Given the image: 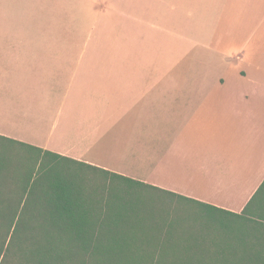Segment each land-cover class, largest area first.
<instances>
[{"label": "crops", "instance_id": "crops-1", "mask_svg": "<svg viewBox=\"0 0 264 264\" xmlns=\"http://www.w3.org/2000/svg\"><path fill=\"white\" fill-rule=\"evenodd\" d=\"M199 12L0 0V137L240 214L264 183V0L221 1L207 58Z\"/></svg>", "mask_w": 264, "mask_h": 264}, {"label": "trees", "instance_id": "trees-1", "mask_svg": "<svg viewBox=\"0 0 264 264\" xmlns=\"http://www.w3.org/2000/svg\"><path fill=\"white\" fill-rule=\"evenodd\" d=\"M179 202L235 230L181 231ZM0 264H264V183L235 214L0 137Z\"/></svg>", "mask_w": 264, "mask_h": 264}, {"label": "rangeland", "instance_id": "rangeland-1", "mask_svg": "<svg viewBox=\"0 0 264 264\" xmlns=\"http://www.w3.org/2000/svg\"><path fill=\"white\" fill-rule=\"evenodd\" d=\"M199 0L200 4V10L203 9L204 12H199L198 22L196 23L197 27V37L199 38L198 45L192 48V53H195L196 56L199 55L200 57H206L207 58V50L204 49L203 46L204 42L201 40H204L210 36L211 31L214 30L215 24L220 19V23L222 22V12H221V1L222 0ZM229 18L232 16V13L226 14ZM221 31V28L219 27V32ZM204 55V56H203ZM196 59V61H201V58ZM188 58L194 59L195 57L188 56ZM182 62V67H188V60L186 56L180 57ZM195 60V59H194ZM207 61V60H206ZM205 61H201L197 64L196 67L198 68H204L202 71H211L214 72L213 68H209L208 64L205 63ZM196 63V62H195ZM41 137H45V133H40ZM142 197H144V201L146 204H155L154 199H152L148 195L141 194ZM159 211V209H158ZM168 212V210H167ZM171 215L177 220V227L179 229H182L181 231H187L188 229H195L198 230V232H208L210 234L215 233H229L233 230H235L234 227H236L234 224H226L222 222V216L221 214H209L203 210H199L198 207H194L192 205L179 202L177 205H175L173 208L170 209ZM206 215V216H205ZM208 215V216H207ZM191 223L194 224L191 225Z\"/></svg>", "mask_w": 264, "mask_h": 264}]
</instances>
